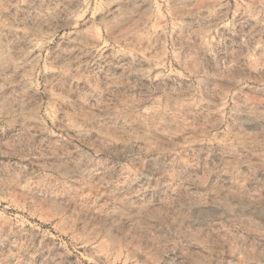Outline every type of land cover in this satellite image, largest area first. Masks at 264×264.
Instances as JSON below:
<instances>
[{"label":"rangeland","instance_id":"1","mask_svg":"<svg viewBox=\"0 0 264 264\" xmlns=\"http://www.w3.org/2000/svg\"><path fill=\"white\" fill-rule=\"evenodd\" d=\"M0 264H264V0H0Z\"/></svg>","mask_w":264,"mask_h":264}]
</instances>
